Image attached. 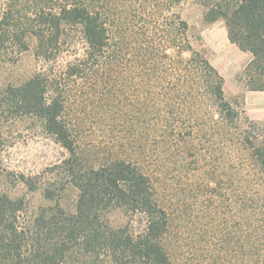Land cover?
Wrapping results in <instances>:
<instances>
[{
	"label": "trees",
	"instance_id": "obj_1",
	"mask_svg": "<svg viewBox=\"0 0 264 264\" xmlns=\"http://www.w3.org/2000/svg\"><path fill=\"white\" fill-rule=\"evenodd\" d=\"M38 1L33 12L18 10L16 0L0 11V60L11 49H28L32 37L41 62L27 79L1 88L0 178L15 177V186L38 192L42 201L36 207L27 193L0 191V264H169L162 242L167 212L152 176L133 158L84 165L67 111L69 92L79 82L110 79L123 70L113 9L106 0ZM207 6L206 20L223 18L230 41L252 54L241 79L251 90H264V0H211ZM142 27L146 46L141 72L161 79L163 88L156 99L165 103L181 98L187 89L194 100L205 91L219 108L230 105L223 77L192 43L191 38H200L180 14L174 13V20L161 31L152 24ZM170 47L176 55L167 52ZM184 51L190 55L183 56ZM65 53L73 57L61 62ZM143 98L152 99L150 89ZM160 110V136L174 141V134L182 133L181 126L174 125V108ZM26 116L38 119L68 152L46 176L2 171L8 132ZM258 151L264 172V149ZM68 192L75 194L73 210L63 204ZM117 209L140 216L143 228L135 232L130 222L112 225L108 215Z\"/></svg>",
	"mask_w": 264,
	"mask_h": 264
},
{
	"label": "rangeland",
	"instance_id": "obj_2",
	"mask_svg": "<svg viewBox=\"0 0 264 264\" xmlns=\"http://www.w3.org/2000/svg\"><path fill=\"white\" fill-rule=\"evenodd\" d=\"M9 1L0 0V11ZM106 1L121 38L123 70L110 79L79 82L69 92L67 111L83 164L97 166L118 157L143 164L167 212L162 242L169 264H264V172L258 159V149H264V122L246 113L243 93L233 94L239 76L234 72L237 55L224 19L206 20L211 0ZM16 2L21 12L39 7L38 0ZM174 13L189 23L192 34L200 38L197 42L191 38L192 43L223 77L230 104L224 109L205 91L194 100L187 89L181 91V98L177 95L164 103L156 99L163 88L161 79L141 72L146 46L142 26L156 25L161 31L174 20ZM28 40V49H11L0 60V93L1 88L18 84L40 69L35 39ZM175 51L170 47L167 52L176 55ZM72 57L65 53L60 61ZM148 89L149 102L143 98ZM167 106L174 108V125L182 128L174 141L160 136L158 116ZM1 155L5 174L46 176L68 152L42 129L38 119L26 116L13 124ZM17 190L27 193L34 206L42 203L38 192L15 186V177L0 178V191L14 194ZM63 204L73 210L75 194L68 192ZM108 216L114 226L130 222L135 232L144 226L140 216L130 217L120 209Z\"/></svg>",
	"mask_w": 264,
	"mask_h": 264
},
{
	"label": "crops",
	"instance_id": "obj_3",
	"mask_svg": "<svg viewBox=\"0 0 264 264\" xmlns=\"http://www.w3.org/2000/svg\"><path fill=\"white\" fill-rule=\"evenodd\" d=\"M227 37H228V33H227ZM228 41L231 45L234 46V49L236 51L237 56L234 65L237 66L238 68L234 70V72L237 75H239L238 81L233 86L234 87L233 94L236 95L239 93H243L246 103L245 106L246 113L250 116L252 120L257 122H264V90H251L248 87H246V84H244L241 79V75L244 68L252 59V54L249 51L241 50L235 43L230 41L229 37H228ZM226 60H227L226 63H229V60L227 58ZM232 69L234 68L232 67ZM230 71L232 70L230 69ZM227 76L228 78L231 79L229 74ZM225 79L227 81V78Z\"/></svg>",
	"mask_w": 264,
	"mask_h": 264
}]
</instances>
